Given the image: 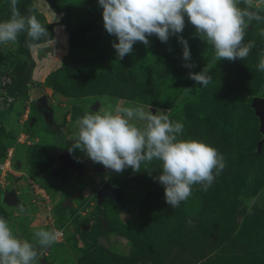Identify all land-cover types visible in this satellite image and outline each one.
Listing matches in <instances>:
<instances>
[{"label": "rangeland", "instance_id": "obj_1", "mask_svg": "<svg viewBox=\"0 0 264 264\" xmlns=\"http://www.w3.org/2000/svg\"><path fill=\"white\" fill-rule=\"evenodd\" d=\"M9 3L0 0V21L9 18ZM19 8H33L52 34L33 41L28 56L26 33L17 44H0V217L29 241L36 230H61L39 250L38 264H264V142L257 147L263 134L251 104L264 100L257 69L264 21L247 30L245 43L256 45L246 60L215 62L212 46L194 47L198 37L185 18L189 69L176 36L162 43L153 35L149 46L137 42L118 60L98 0H20ZM204 67L212 77L207 87L189 78ZM117 104L166 112L184 124L181 139L215 147L226 167L206 192L193 186L175 209L153 179L159 161L146 166L151 174L144 165L139 173H115L77 149V166L61 167L56 156L68 151L77 118ZM104 183L118 189L116 197H97ZM257 195L249 215L246 201Z\"/></svg>", "mask_w": 264, "mask_h": 264}, {"label": "clouds", "instance_id": "obj_2", "mask_svg": "<svg viewBox=\"0 0 264 264\" xmlns=\"http://www.w3.org/2000/svg\"><path fill=\"white\" fill-rule=\"evenodd\" d=\"M20 0H10L9 18L0 21V44H17L26 33V45L48 35V28L37 19L34 9L21 13ZM245 7H239L240 4ZM102 7L103 26L110 36L118 60L133 52L137 42L146 47L155 35L162 43L176 36L182 45L184 67L193 68L187 39L181 33L185 23L195 29V35L214 49V61L246 60L255 41L245 43V36L253 21H264V0H98ZM258 35L264 37V28ZM257 69L264 72V55ZM189 78L207 87L212 77L209 69L189 72ZM184 124L172 121L166 112L145 110L140 105L115 109L86 111L75 121L69 137L70 153L80 150L93 163L115 173L131 168L134 173L141 166L151 174L147 165L160 162V174L153 177L164 187V200L173 209L192 195L193 186L207 191L226 167L225 157L213 146L198 140L181 139ZM259 196L246 201L247 213ZM26 209L21 204L19 213ZM191 225L192 221L189 220ZM57 232L39 229L32 240L14 234L9 222L0 217V264H38L41 249L57 242Z\"/></svg>", "mask_w": 264, "mask_h": 264}, {"label": "water", "instance_id": "obj_3", "mask_svg": "<svg viewBox=\"0 0 264 264\" xmlns=\"http://www.w3.org/2000/svg\"><path fill=\"white\" fill-rule=\"evenodd\" d=\"M39 102H42V98L39 99ZM252 107L254 109V113L258 116L259 119V131L263 134L262 138L257 142V147L264 142V100L259 97H254L252 100ZM95 107V106H94ZM61 167L73 168L76 167V161L73 154L68 151L61 152L56 156ZM135 176L131 177V180H134ZM118 193V189L110 186L109 184H101L100 188L97 191V197L103 198L104 196L116 197ZM68 203V202H66Z\"/></svg>", "mask_w": 264, "mask_h": 264}, {"label": "trees", "instance_id": "obj_4", "mask_svg": "<svg viewBox=\"0 0 264 264\" xmlns=\"http://www.w3.org/2000/svg\"><path fill=\"white\" fill-rule=\"evenodd\" d=\"M48 4H49V7L51 8L52 11L57 12V13L60 12L55 6H53V4H52L51 2H48ZM55 24H62V17H60V18L55 22ZM47 28H48V35H47L46 37H44V38H41L39 41H36V42H42V41H45V40H48V39L51 38V34H52V32H51V24H50V23L47 25ZM33 43H34V42L32 41L31 44H33ZM28 47H29V46H27L26 44L24 45L23 54L26 55V56H28ZM13 86H14V82L12 81L10 84H7V85L5 86V89H6L9 93H11V90H13Z\"/></svg>", "mask_w": 264, "mask_h": 264}, {"label": "crops", "instance_id": "obj_5", "mask_svg": "<svg viewBox=\"0 0 264 264\" xmlns=\"http://www.w3.org/2000/svg\"><path fill=\"white\" fill-rule=\"evenodd\" d=\"M199 44H205V42L203 41V40H201V39H197V41L194 43V47L195 46H198ZM207 45V44H206ZM198 58H200V57H198ZM198 59H196V61H197Z\"/></svg>", "mask_w": 264, "mask_h": 264}, {"label": "built area", "instance_id": "obj_6", "mask_svg": "<svg viewBox=\"0 0 264 264\" xmlns=\"http://www.w3.org/2000/svg\"><path fill=\"white\" fill-rule=\"evenodd\" d=\"M53 231H56V232H57V234H58V235H57V238L61 236V233H62V232H61L60 229H55V230H53Z\"/></svg>", "mask_w": 264, "mask_h": 264}, {"label": "flooded vegetation", "instance_id": "obj_7", "mask_svg": "<svg viewBox=\"0 0 264 264\" xmlns=\"http://www.w3.org/2000/svg\"><path fill=\"white\" fill-rule=\"evenodd\" d=\"M100 186H101V185H100ZM100 186H99V188H100ZM99 188H98V189H99ZM98 189H97V191H98ZM97 191H96V194H97Z\"/></svg>", "mask_w": 264, "mask_h": 264}]
</instances>
